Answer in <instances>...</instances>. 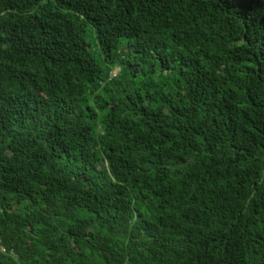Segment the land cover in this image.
Returning a JSON list of instances; mask_svg holds the SVG:
<instances>
[{
    "label": "trees",
    "instance_id": "obj_1",
    "mask_svg": "<svg viewBox=\"0 0 264 264\" xmlns=\"http://www.w3.org/2000/svg\"><path fill=\"white\" fill-rule=\"evenodd\" d=\"M0 264H264V0H0Z\"/></svg>",
    "mask_w": 264,
    "mask_h": 264
},
{
    "label": "rangeland",
    "instance_id": "obj_2",
    "mask_svg": "<svg viewBox=\"0 0 264 264\" xmlns=\"http://www.w3.org/2000/svg\"><path fill=\"white\" fill-rule=\"evenodd\" d=\"M113 73H115V71H113Z\"/></svg>",
    "mask_w": 264,
    "mask_h": 264
}]
</instances>
